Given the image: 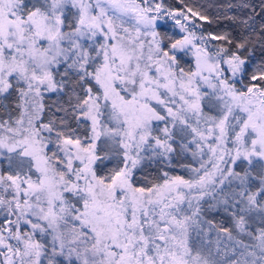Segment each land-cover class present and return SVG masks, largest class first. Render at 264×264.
<instances>
[{
    "label": "snow or ice",
    "instance_id": "obj_1",
    "mask_svg": "<svg viewBox=\"0 0 264 264\" xmlns=\"http://www.w3.org/2000/svg\"><path fill=\"white\" fill-rule=\"evenodd\" d=\"M0 264H264V0H0Z\"/></svg>",
    "mask_w": 264,
    "mask_h": 264
}]
</instances>
